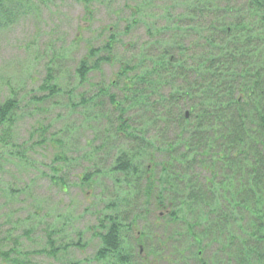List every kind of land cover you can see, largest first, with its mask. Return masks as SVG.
Returning a JSON list of instances; mask_svg holds the SVG:
<instances>
[{
    "label": "rangeland",
    "instance_id": "obj_1",
    "mask_svg": "<svg viewBox=\"0 0 264 264\" xmlns=\"http://www.w3.org/2000/svg\"><path fill=\"white\" fill-rule=\"evenodd\" d=\"M180 2L2 1L0 104L15 96L20 107L9 133L11 144L0 142L1 252L15 250L12 258L24 264H122L115 256L99 260L97 255L103 227L118 218L126 228L135 225L132 232L125 229L124 243L133 254V264H159L165 255L171 257L160 264H199L193 243L188 238H176L178 232L184 233L188 222H193L191 216L184 215V223L177 226L170 216L161 219L165 209L157 205L159 190L148 198L143 189L145 181L139 185L118 183L122 176L112 171L118 157L135 152L141 144L118 139V124L146 129V137L155 148L143 151L141 158L152 165L155 176L161 175V163L175 155L167 149L177 143L176 108L167 104L164 111L133 110L126 114L131 122L125 125L120 123L119 110L109 95L114 94L118 103L126 105L123 83L113 87L111 82L121 66L139 58L141 48L150 40L149 29L171 24L165 18L168 10L176 16L182 14ZM137 4L140 17L133 15ZM133 20L141 24L126 31ZM111 36L117 40L111 62L102 64L82 83L78 73L82 59L89 50L104 48ZM102 53L98 57L109 55ZM49 71L55 93L42 89ZM182 85L176 82L177 88ZM180 104L185 106L184 113L189 112L187 100ZM155 116L162 121L146 126ZM86 175L91 180L83 181ZM141 236L144 241L137 242L135 237ZM50 238L54 245L49 244ZM139 246L144 247L148 259L138 257ZM178 246L192 249L185 253L182 263L175 262L178 258L173 256ZM208 255L201 261H207ZM0 264L12 263L0 257Z\"/></svg>",
    "mask_w": 264,
    "mask_h": 264
},
{
    "label": "trees",
    "instance_id": "obj_2",
    "mask_svg": "<svg viewBox=\"0 0 264 264\" xmlns=\"http://www.w3.org/2000/svg\"><path fill=\"white\" fill-rule=\"evenodd\" d=\"M139 5L134 16L140 17ZM178 5L182 14L168 10L165 18L171 24L149 29L150 40L139 58L121 66L111 82L113 87L123 83L126 105L109 95L125 125L131 122L126 114L133 110L164 111L167 104L176 108L177 143L167 149L175 155L161 163V175L155 176L141 158L143 151L155 148L146 129L118 124V139L141 144L135 152L118 157L112 171L122 176L118 183L145 181L148 198L159 190L157 205L171 210L176 226L184 223V215L191 216L193 222L176 238H188L198 251L208 250L207 261L197 254L199 264H264V0H182ZM141 21L145 24L146 15ZM137 24L141 23L133 20L126 31ZM116 43L111 36L104 48L89 50L78 70L82 83L111 62ZM102 51L109 55L98 57ZM177 81L183 82L182 88L176 87ZM52 83L49 71L42 89L55 93ZM185 100L189 118L180 104ZM19 102L11 96L0 104V142L12 140L9 133ZM155 117L146 126L162 121ZM89 180L86 175L83 181ZM111 222L100 234L98 259L115 256L119 263L133 264V254L124 243L134 223L126 228L118 218ZM49 244L54 245L51 238ZM190 250L176 247L175 262L182 263ZM15 252L0 251V257L7 263L24 264L12 258Z\"/></svg>",
    "mask_w": 264,
    "mask_h": 264
}]
</instances>
